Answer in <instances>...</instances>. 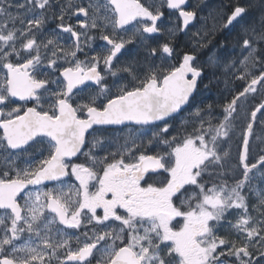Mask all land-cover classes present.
<instances>
[{"label":"snow or ice","instance_id":"obj_1","mask_svg":"<svg viewBox=\"0 0 264 264\" xmlns=\"http://www.w3.org/2000/svg\"><path fill=\"white\" fill-rule=\"evenodd\" d=\"M0 72V264H264V0H0Z\"/></svg>","mask_w":264,"mask_h":264},{"label":"flooded vegetation","instance_id":"obj_2","mask_svg":"<svg viewBox=\"0 0 264 264\" xmlns=\"http://www.w3.org/2000/svg\"><path fill=\"white\" fill-rule=\"evenodd\" d=\"M12 2L15 3H23V0H12ZM149 2H151V0H149ZM195 0H190V3H194ZM207 3L209 4V8L215 7L217 5H219L221 3V0H207ZM165 12V17H169V26H171L172 24H182V18H178V14L175 12V10H169L167 8H163L162 9ZM12 11L15 13L16 9L13 8ZM24 10L21 9L20 12L22 13ZM206 14V13H205ZM81 19H83V17H81ZM72 23H75V20L71 21ZM53 22L52 24H49V29L52 28L54 26ZM207 25H211L212 24V20L211 18H209L206 22ZM201 24H197V28L201 27ZM193 32L196 31V29H192ZM97 34L98 33H94ZM67 35V34H65ZM165 36H160L159 39L161 41L165 40ZM186 40L187 37H185L183 32H180L177 34V39H176V43L179 46L180 50H186ZM71 40L69 39H65L62 40L61 43L62 45H68L71 44ZM106 42L101 41L99 39H96L94 41H92L91 43V48L92 51H89V49L85 48V51L89 53V55H95L97 51L100 50V48L105 45ZM131 48V46H129ZM80 55V54H78ZM81 59H84V56L81 55ZM0 75H2V72H0ZM239 82H236V87H239ZM228 96V93L225 91V84L224 83H220L218 86L216 87H211L210 89H205L203 91V95L202 98L204 99V101L206 103H212L214 105H216V114L219 115L220 114V105L226 103V97ZM260 97L257 96L255 101H252L250 99L249 103L245 105V107L251 108L255 103L259 102ZM23 102L17 101V104H22ZM179 119V118H178ZM177 119V122H178ZM241 120L237 118V120L235 121V124L237 123V121ZM258 121H259V116H258ZM124 128V126L122 127H107L106 126V130H102L99 131L97 133V135L103 136V137H120L121 135H123L124 133L121 132V129ZM258 128H259V123H257L256 125H254V129H253V138H250V155H256L258 153L261 152V149H264V145L262 147H260L259 149L256 148V139L255 137L258 136ZM126 131V130H125ZM240 143V139L239 138H235V135L233 136L232 140L230 141L231 144V150H232V156H233V165H235V156H236V152H237V145ZM113 151H115V148L112 149ZM256 151H258V153H256ZM74 160H76V162H83L84 161V157L81 156L79 158H73ZM72 183H77L74 179V177L72 178ZM48 187H53L54 186V182H46ZM37 189L40 188V186H36Z\"/></svg>","mask_w":264,"mask_h":264},{"label":"rangeland","instance_id":"obj_3","mask_svg":"<svg viewBox=\"0 0 264 264\" xmlns=\"http://www.w3.org/2000/svg\"><path fill=\"white\" fill-rule=\"evenodd\" d=\"M238 119H240V118H238ZM245 124H246V122L243 119L237 121V123L235 124L236 127H235V130L234 131H235V138L236 139L237 138L240 139L241 133L244 130ZM261 136H264V127H262V126L259 125V128H258V136L257 137H261ZM263 145H264V143H261L259 140L256 141V148L257 149H259ZM256 153H258V151H256Z\"/></svg>","mask_w":264,"mask_h":264},{"label":"water","instance_id":"obj_4","mask_svg":"<svg viewBox=\"0 0 264 264\" xmlns=\"http://www.w3.org/2000/svg\"><path fill=\"white\" fill-rule=\"evenodd\" d=\"M259 116V113L257 114V117ZM107 127H122V126H107Z\"/></svg>","mask_w":264,"mask_h":264}]
</instances>
